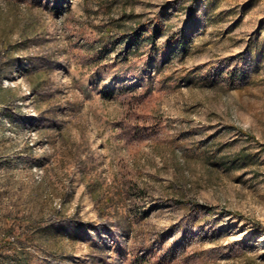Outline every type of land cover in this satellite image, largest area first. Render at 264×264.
I'll return each instance as SVG.
<instances>
[{"label":"rangeland","instance_id":"rangeland-1","mask_svg":"<svg viewBox=\"0 0 264 264\" xmlns=\"http://www.w3.org/2000/svg\"><path fill=\"white\" fill-rule=\"evenodd\" d=\"M0 264H264V0H0Z\"/></svg>","mask_w":264,"mask_h":264}]
</instances>
